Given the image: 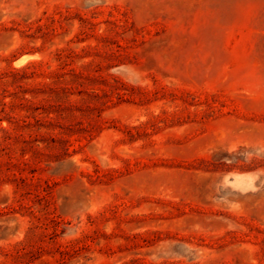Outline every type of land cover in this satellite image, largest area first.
<instances>
[{
    "label": "rangeland",
    "instance_id": "rangeland-1",
    "mask_svg": "<svg viewBox=\"0 0 264 264\" xmlns=\"http://www.w3.org/2000/svg\"><path fill=\"white\" fill-rule=\"evenodd\" d=\"M0 264H264V0H0Z\"/></svg>",
    "mask_w": 264,
    "mask_h": 264
}]
</instances>
